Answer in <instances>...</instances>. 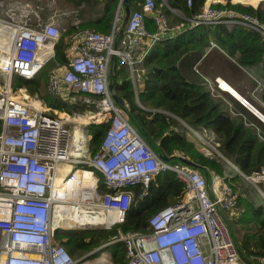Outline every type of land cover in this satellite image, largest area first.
<instances>
[{"label":"built area","instance_id":"2783aa9c","mask_svg":"<svg viewBox=\"0 0 264 264\" xmlns=\"http://www.w3.org/2000/svg\"><path fill=\"white\" fill-rule=\"evenodd\" d=\"M133 1L137 6L131 8L121 35L116 24L123 16V0L111 32L76 30L68 37L72 45L67 64L49 71L47 89L55 102L30 98L26 89L12 88L9 82L0 84V264H79L82 257H75L55 232L83 225L76 221L65 224L63 220L55 224L56 206L77 204V213L89 204L102 215L111 214L107 224L84 228L120 225L134 201L130 187L141 184L142 197L155 177L166 171H174L184 182L183 196L151 214L147 229L120 227L99 248L124 242L129 264H264V257L253 256L251 261L243 258L231 233L229 220L240 195L232 189L230 176L216 174L209 182L200 168L182 159L185 156L163 158L132 120L133 116L146 118L152 131L155 110L141 102L135 107L121 105L113 96L109 70L114 59L129 66L136 84L140 68L145 69L140 66L154 45L185 26L171 25L167 14L158 9V0ZM187 2L193 5V0ZM0 7L6 8V2L0 1ZM28 7L10 4L0 12V30L5 26L10 29L7 41L0 45L2 75L34 78L55 55L61 23L53 13L43 19L38 17L37 25L28 24V13L21 10ZM170 8L177 14L182 12ZM19 17L22 18L18 20ZM149 17L154 29L148 27ZM80 21L73 18L71 24ZM191 22L243 24L260 33L264 46V16L228 6L216 7L210 2L200 6ZM259 87H264V81ZM74 94L81 95L80 104L73 101ZM57 100L73 104L74 108L76 104L96 106L97 112L103 114L106 132L96 151L88 152L87 142L74 151L75 136L68 126L72 120L68 110L65 117L57 115ZM190 128L213 148L205 144L202 149L208 154L219 152L218 141L212 137L206 140L202 133ZM67 163L74 167L62 174ZM86 170H92L95 177L90 188L76 184L64 189L58 182L60 177L77 182L78 173ZM98 174L103 177L104 188L98 183ZM76 191L78 197L73 198ZM260 193L264 198V190Z\"/></svg>","mask_w":264,"mask_h":264},{"label":"trees","instance_id":"16d2710c","mask_svg":"<svg viewBox=\"0 0 264 264\" xmlns=\"http://www.w3.org/2000/svg\"><path fill=\"white\" fill-rule=\"evenodd\" d=\"M71 1L78 4L84 3L88 12H95L102 7L103 13L98 18L89 19L77 25L71 24L60 37L53 63L68 62L67 39L72 31L90 28L111 32L115 25L113 23L116 18L117 5L120 2V0ZM205 1L193 0V5H188L187 0H166L167 3H163L162 11L169 17L171 25L177 21L185 22L186 18L174 17L170 7L182 10L186 16L191 18ZM241 1L257 3L260 0ZM160 2L163 1L158 0V5ZM129 5L137 6L133 0H129ZM215 6H228L240 11L264 15V7L261 3L255 5L229 1L226 4L218 2ZM148 27L155 28L150 17ZM211 34L215 36V42L229 53L239 51L236 60L242 66L251 67L260 62L264 64V46L260 33L244 25H236L235 28L229 29L223 23L215 26L198 24L172 37L163 38L154 45L144 59L143 66L147 69V75L138 93L142 102L162 110L154 112L153 131H149L146 127V118L133 116L132 120L151 147L160 155L170 156L175 152H180L204 171L210 168L222 172L224 166L219 155L216 152L208 154L205 149H200L206 147L205 143L191 139L181 130L185 127L183 122L193 127L212 128L220 142L219 150L233 159L242 171L250 174L264 165V138L259 135L253 124L247 123L239 115L232 114L219 98L212 95L207 83L198 81L193 71H187L183 67L185 56L196 53V58H198L204 53L205 47L210 42ZM116 60L119 62L118 59ZM42 70L34 78L27 79L19 76V79L28 85L31 92H36L44 83L40 78ZM124 70L126 71L125 68L120 69L121 73H125ZM117 90L124 98L129 99L132 106H136L135 90L131 82L127 81L117 86ZM47 97L55 102L51 95ZM261 97L264 100V88ZM76 107L83 108L78 104ZM105 129L90 126L92 152L100 147ZM101 188H104L103 181ZM130 188L134 192V201L122 226L125 230H145L151 214L183 196L185 184L174 171H166L155 177L149 186L148 193L142 197L143 186L141 184ZM239 198L240 214L233 221L241 226L237 229L230 223V227L241 256L251 261L253 256L264 257V209L254 204L244 194H240ZM114 229L99 227L57 229L55 236L74 255L77 252L93 250L109 241L116 234V228ZM238 231L241 232V238L237 234ZM107 247L116 264H129L124 242L118 241Z\"/></svg>","mask_w":264,"mask_h":264},{"label":"rangeland","instance_id":"374dc122","mask_svg":"<svg viewBox=\"0 0 264 264\" xmlns=\"http://www.w3.org/2000/svg\"><path fill=\"white\" fill-rule=\"evenodd\" d=\"M2 1V0H0ZM5 2H16V1H30L28 2V4H31L28 5V9H21L23 10L22 13H28V21L27 23L28 24H31V25H37L38 21H40L39 18L43 19L44 17L46 18V14H49V13H55L57 11H71V10H74L72 9L73 7H77V12L79 13V8H80V14H78V16L76 15H72V14H76V13H72V14H68V18H70L71 16V19L73 18H80L81 22H83V18L86 14V12H88L87 8H86V5L84 3L82 4H78L74 1H71V0H3ZM163 3H167L166 1L165 2H160V4L158 5V9L159 10H163L162 7H163ZM243 3V2H242ZM261 3L264 7V0H260L259 2L257 3H245V4H259ZM12 4V3H11ZM16 3H14L15 5ZM18 10V9H17ZM28 10V11H27ZM34 10L36 11L34 13ZM182 11V10H181ZM19 12V11H18ZM1 14V13H0ZM30 14H33L30 16ZM255 14V13H254ZM122 18L119 22V24H116V27L119 28L125 20V17H126V12L124 11L122 13ZM83 16V17H82ZM181 16L182 18H186V20L188 21L189 18L188 16L185 15V13L182 11L181 12ZM260 16H264V15H260ZM39 17V18H38ZM22 17H19L18 20H20ZM79 23V24H80ZM72 25H75V24H72ZM77 25V24H76ZM71 26V24H67V23H64L62 26H61V29H60V35L58 37V40L56 42V46L57 44L60 42V37L62 36L63 32H66V30ZM0 27H1V24H0ZM251 28V27H249ZM85 29H90V28H85ZM84 29V30H85ZM150 29V28H149ZM251 29H254V28H251ZM95 30V29H93ZM76 31V30H75ZM75 31H72L71 33H69L68 37L70 38V35L75 32ZM0 40H2L3 42H6L7 41V38H8V35L10 33V29L8 28V26H5V28H2L0 30ZM103 32V31H102ZM72 45V42L69 41V39H67V55L69 54V47ZM55 50H56V47H55ZM54 58L53 57L50 61L47 62V64L43 67V70H42V73H41V79L42 81H44L43 85L36 91V92H31L29 90V87L28 85H26L24 82H22L19 77H8L7 75H2L0 73V84H3L4 82H9L12 86V88L14 87L15 89L16 88H24L26 89V92L27 94L30 96V98H33V97H38V98H41V99H44L45 101L47 100V102L51 103L52 102V99L50 97H47L50 95V93L48 92V89H47V83H48V76H49V71L53 68H56V67H61V66H64L66 65L67 63H53L54 62ZM216 60H218V66H215V68H217V70L219 71H227V72H230V70L234 69L232 64H230L228 61L224 60L223 58H216ZM211 61V59L209 60ZM141 66H143V64H141ZM45 72H46V75H45ZM7 77V78H6ZM243 77L241 76H238L237 79H239L240 81V84H241V87L244 89V95L245 97L247 98V95L250 97V93H247L245 90H248V92L250 91H253L252 87H253V84H251V82L249 80H245V79H242ZM213 81H214V78H213ZM140 84V82H139ZM208 88L209 90L211 91L212 95L216 96L217 98H219L221 100V102L223 104H225L227 106V108L233 112V113H237L241 116V114L244 112V111H239L238 110V106L235 102V100L230 96L229 93L219 89L218 87H216L215 85L214 86H211V85H208ZM25 92V93H26ZM245 98V99H246ZM252 98V97H251ZM54 99V98H53ZM81 99V95L80 94H77V95H73V101L75 102H81L80 101ZM56 100V99H55ZM247 100V99H246ZM63 101V100H62ZM61 100H57L58 103H60V108L59 110L57 111V115H61L59 116L60 118L62 117H65L66 114L68 113L66 110L69 111V114L70 112H75V113H78V114H86V113H94V112H97V108L96 106H92L91 108H85L83 107L82 109H78V108H74L73 104H68L67 102L63 101L64 103H61L62 102ZM248 101V100H247ZM256 101V100H255ZM249 102V101H248ZM258 103V101H256ZM250 103V102H249ZM246 104V103H245ZM251 104V103H250ZM252 105V104H251ZM73 106V107H72ZM148 106V105H147ZM152 107V106H150ZM255 107V106H254ZM259 107H261V110L263 111L264 109V106L262 105H259ZM256 108V107H255ZM87 109V111H86ZM258 109V108H257ZM259 110V109H258ZM261 110H259L263 115H264V112H262ZM65 111L67 113H65ZM65 113V114H64ZM68 114V115H69ZM258 115V114H257ZM85 116V115H84ZM83 116V117H84ZM242 117V116H241ZM98 116H95L94 119H93V122L92 123H86V122H80L82 120V118H78L77 121L76 120H72V123H69V128L71 129V131L74 133L77 132V128L78 130H80L82 132V130H85L83 132H85V135H87V137L90 139L91 135H90V126H94L96 128H100V129H105L106 126L101 122L99 123L98 120ZM243 118H245L243 116ZM104 122V121H103ZM95 123V124H93ZM99 123V124H97ZM80 128V129H79ZM106 130V129H105ZM200 130V129H198ZM191 131V130H190ZM190 137L191 139L195 140V141H199L201 142L202 140L199 139V136L198 134H196L194 131L190 132ZM261 133L263 134V137H264V129H262ZM204 134V133H203ZM206 140H209V139H206ZM211 141H214V140H211ZM204 142V141H203ZM205 143V142H204ZM87 151L88 152H92V145H91V139L88 141L87 140ZM207 145V143H205ZM208 148L211 149L210 146L207 145ZM213 149V148H212ZM211 149V150H212ZM216 149H219L218 146ZM220 151V150H219ZM215 152V151H214ZM223 166H224V173H221V172H217L216 173H212L210 171L209 175H211V179L214 175L216 174H229L230 172L233 173L235 172V176L234 178H231V186H232V189L236 192H239V194H244L248 199H250L252 202H254V204H256L257 206H262L263 209H264V199L263 197L261 196V191L264 190V171H261V172H258V173H255V171H253L252 173L250 174H247V173H244V172H237L235 171L234 168H232V165L227 163V161H223ZM210 169V168H209ZM231 169V170H230ZM89 172L90 170H86V172ZM99 176V185L101 187V183L103 181V178L100 174H98ZM90 178V179H89ZM95 178V177H94ZM94 178H92L91 176L88 177V179L86 178V182L88 180H90L91 182H93V184L95 183V180ZM210 179V178H209ZM210 179V180H211ZM220 181V184L223 183V179H219ZM66 182V180H63L61 181V185H64ZM75 214V212L71 211H66L64 208L62 210L59 211V214L56 215V219L61 222V220H63V222L65 224H70L73 220L71 217ZM240 214V208H236L233 213L231 214V218H230V223L233 224V226H235L237 229L241 226L239 223L233 221L234 219L237 218V216ZM71 215V216H70ZM233 221V222H232ZM122 230H125L122 226V224L120 225H113L111 227H109V229H113L115 230L114 228H116V233H117V230L118 228H120ZM81 229V227H78ZM99 228H105V227H99ZM83 229H88V228H84L83 226ZM91 229V228H89ZM240 230V229H239ZM238 236L241 238V232L238 231ZM98 247V246H97ZM82 254L81 252H77L74 254L75 257H79V255ZM106 255V256H105ZM105 258L106 260H102L103 262H95L98 263V264H116L115 262H113L112 258H110L111 256V253L110 252H107L105 254ZM92 261L94 262L95 259L93 257H91Z\"/></svg>","mask_w":264,"mask_h":264},{"label":"crops","instance_id":"0c3cea01","mask_svg":"<svg viewBox=\"0 0 264 264\" xmlns=\"http://www.w3.org/2000/svg\"><path fill=\"white\" fill-rule=\"evenodd\" d=\"M229 1L230 2H243L241 0H206L205 4H208V3L211 2L215 6V4L218 3V2L226 4ZM28 2H30V1H24V3L22 1L6 2V8H7V5H10L11 3L12 4H14V3L21 4L22 3L23 7H27L28 5H30V4H28ZM243 3H246V2H243ZM119 4H120V2L117 5L116 13H117ZM128 6H129V8L131 10L132 7L129 4H128ZM222 7H224V6H222ZM6 8L0 7V12L1 13L4 12ZM123 8H124V11L126 12L127 4L123 3ZM72 9H74V10H71L70 12L69 11H64V10L55 12L54 19L57 22L61 23V25H63L64 23H67L68 25L71 24V16H70V18H68L69 17L68 14L76 13V14H72V15H76V16H78V14H80V8H79V13L77 12L78 8L76 6L73 7ZM102 13H103L102 7H101L100 10H97L95 12H86V14H85V16H84L82 21L98 18V17L102 16ZM172 13H173L174 17H181V16H179L181 14H177V13H175L173 11H172ZM50 14H53V13H49V14H46V15L49 16ZM188 18H189L188 21L180 22V23L177 21V22H174L172 25H177V24H181V23L185 24L184 28L181 31L186 30L187 28L190 29V28L196 27L197 25H193V23L191 22V18L192 17L191 18L188 17ZM114 22H115V20H114ZM125 22L126 21H124V23L119 27V33H120L119 35H121L124 32V29H125V26H126ZM202 24H210V23H202ZM210 25L215 26V25H218V24H210ZM225 25L229 29H233V28H235L236 25H243V24H234V25L225 24ZM244 26H246V25H244ZM246 27H248V26H246ZM212 28L214 29V27H212ZM215 41H216L215 40V36L213 34H211L210 42L205 47L204 53L198 58H196V53H192V54H189L188 56H185V60L183 61V67L187 71H193V74H195L197 76L198 81L205 82L208 85H211V84L215 85L216 84L215 77L220 76V77L225 78L235 89H237L242 94L243 98H246L245 95H244V89L241 87L240 81L237 78H238V76H241V77H243L242 79L249 80L251 82V84H253V87H252L253 91L248 92V90H245L247 93H250V95H251L250 97L247 95L246 99L253 106H255L256 108L261 110V107H259V105L264 106V100L261 97V93H262L264 87H262V88L259 87V83L264 81V64L262 62H260V63H258L256 65L251 66V67L242 66L236 60V57H237V55L239 53L238 50H236L233 54H231L228 51H226L225 49L221 48V46L218 45L217 43H216L217 45L212 46L211 42H215ZM216 58H221V59L223 58L224 60L228 61L230 64H232L234 69L230 70V72H227V71L224 72V71L217 70V68H215V66H218V60H216ZM210 59H211V61H209ZM116 61H117L116 59L113 60V63L111 64L110 70H109V81L113 83L115 92L118 93L119 95H121V93L117 90V86L122 85L123 83L129 81V82L132 83L133 88L135 90V101L137 103L136 106H138L139 102H141L147 108L154 109L155 111H161L162 109H158L156 107H150L149 105L147 106V104L142 102L140 97H139V94H138L139 93V88H141L143 86L142 82L146 78V75H147L146 67L140 66V67H143L145 69L142 70L140 68L141 76L139 77V79H137L136 84H134L132 82V79H131V72H130L129 66L126 65V64H121L118 61L117 62ZM122 68L126 69V71L124 70L125 73L124 72L121 73L120 69H122ZM213 78H214V81H213ZM139 82H140V84H139ZM223 91H225V90H223ZM225 92H227V91H225ZM227 93H229V92H227ZM229 94L235 100V102H236V104L238 106L237 107L238 110L241 111V112L244 111L241 114L242 118L244 116L245 118H243V119L247 123L253 124L257 128L259 135L262 138H264L263 134L261 133L262 129H264V119L261 118L259 115H257V113H255L250 107L245 105L242 102V99L232 95L231 93H229ZM122 98H123V103H125V105L132 106L131 102L129 101V99L124 98L123 96H122ZM255 100L258 101V103ZM132 107H135V106H132ZM262 112H264V109H263ZM231 113L239 115L237 113H233V112H231ZM183 123H184L185 127H183L181 130H183L184 133H186L188 136H190V134H191L190 132L191 131L193 132V130H191L190 127H193V126L189 125L186 122H183ZM146 127L148 128L149 131H151L149 129V127H148V124L146 125ZM193 128L195 130H197L199 133H202V134L204 133L203 135L207 139L212 137L214 140L218 141L217 137L215 136V132H214V130L212 128H205L203 126H198V127H193ZM198 129H200V130H198ZM219 145H220V142H219ZM219 145H218V148H219ZM200 149H202V147ZM218 151H219V149H218ZM219 152L217 153V155H219L222 163H223V161L226 160L227 163L232 165V168H234L235 171H237L239 173L240 172H244L239 167V165L237 163H235V161L233 159L225 156L221 151H219ZM178 154L183 155L180 152H175L173 155H170L168 157L173 159V158L179 157ZM236 166L238 167V169L240 171L236 168ZM198 168H200V167H198ZM263 169H264V165L261 166L260 169L255 170V171H259L260 172ZM201 170L207 175V178H208L209 182H211V180H210L211 179V175H209V173L211 171L214 174V173H216V171L213 170V169H208L206 171H204L203 169H201ZM223 171L221 173H224ZM228 175L230 176V178H234V176L236 174H235V172H233V173L230 172ZM239 200H240V198H239ZM230 222L231 221L229 220V224H230ZM230 229H231V227H230ZM99 246L94 248L93 250L86 251V252H83L82 254H80L79 257H82V260H81V262L79 264H95V262H103L102 260H106V258H105L106 255L105 254L107 252L111 253V251H110V249L108 247H100L99 248ZM91 257H93L95 259L94 262L92 261ZM110 258H112L113 262H115L114 259H113L112 254H111ZM96 264H98V263H96Z\"/></svg>","mask_w":264,"mask_h":264},{"label":"bare ground","instance_id":"6f19581e","mask_svg":"<svg viewBox=\"0 0 264 264\" xmlns=\"http://www.w3.org/2000/svg\"><path fill=\"white\" fill-rule=\"evenodd\" d=\"M1 44H2V40H0V45ZM0 59H1V57H0ZM215 80H216V87H218L221 90H225V91L231 93L232 95H234L240 99H243L242 94L237 89H235L225 78L218 76V77H215ZM35 101H38V100L36 99ZM41 102L45 103L47 101H41ZM84 115L78 114L75 112H70L69 118L71 120H76V121L78 118H82V120L80 122H86V123H92L95 116L99 117L97 120L99 122L104 119L103 114L101 112L86 113ZM263 118H264V115H263ZM83 131H85V130H82V132H81L77 128V132L74 135L75 136L74 151L78 152L79 150H76V149L80 148L79 146H84V144L88 140L87 135H85V132H83ZM73 167L74 166L71 163H67L66 165H64L62 167V172H63L62 174H66ZM78 175H79V180L77 182H74L72 180H66L65 184L61 185V186L64 189L71 188V187L75 186L76 184H79L81 187H87V188H90L93 186V182H91L90 180H88L86 182V178L88 179L89 176L94 178V174H93L92 170H90L89 172L88 171L87 172L86 171H80L78 173ZM61 181H62V177L59 178L58 182L61 183ZM78 188H79V186H78ZM74 197L75 198L78 197L77 191L73 194V198ZM77 207H78L77 204H73L72 206L71 205L67 206L65 204L63 206L57 205L55 208L54 216L59 214V211L62 210L63 208L66 211H69V212L73 211L74 212V209H77ZM87 209H88V211H87ZM100 212H102V211H98V210L96 211V207L87 204L85 207H83L82 211H78L77 213H75L71 217L73 219V220H71L72 221L71 223L76 221V223H78V225H83L85 227L89 226L90 224L105 225L108 223V220L111 218L110 217L111 214L102 215ZM98 214H101V215H98ZM54 218H55L54 223L59 224V221L56 219V217H54Z\"/></svg>","mask_w":264,"mask_h":264},{"label":"water","instance_id":"95a60500","mask_svg":"<svg viewBox=\"0 0 264 264\" xmlns=\"http://www.w3.org/2000/svg\"><path fill=\"white\" fill-rule=\"evenodd\" d=\"M123 3L127 4V8H126V17H125V19L127 20L128 17H129V14H130V8H129V6H128V4H129V0H123ZM109 86H110L111 89L114 88V85H113L112 82L109 83ZM113 96H114V98L116 99V101H117L119 104H121V105L123 104V98H122L121 95H119L118 93L114 92V93H113ZM242 100L247 104L248 107H250L255 113H257L261 118H263L262 113H261L257 108H255L253 105H251V104H250L245 98H243ZM263 119H264V118H263ZM162 157L165 158V159H169V157H168V156H165V155H162ZM182 159H183L185 162H187V163H189V164H191V165L198 166L195 162L189 160L188 158H182Z\"/></svg>","mask_w":264,"mask_h":264}]
</instances>
